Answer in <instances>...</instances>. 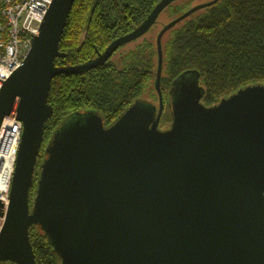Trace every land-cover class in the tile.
<instances>
[{
  "label": "water",
  "instance_id": "water-1",
  "mask_svg": "<svg viewBox=\"0 0 264 264\" xmlns=\"http://www.w3.org/2000/svg\"><path fill=\"white\" fill-rule=\"evenodd\" d=\"M177 1H160L96 59L61 68L55 60L64 57L59 47L75 0L51 1L26 58L0 80V127L15 112L23 125L0 264H37L32 227L61 264H264V85L206 107L197 76L184 74L168 94L172 124L159 129L162 38L212 3L194 7L158 34V107L136 101L109 127L93 111L76 113L48 142L36 174L53 116V79L103 66ZM187 76L192 82L185 83ZM3 205L0 200V217Z\"/></svg>",
  "mask_w": 264,
  "mask_h": 264
},
{
  "label": "trees",
  "instance_id": "trees-1",
  "mask_svg": "<svg viewBox=\"0 0 264 264\" xmlns=\"http://www.w3.org/2000/svg\"><path fill=\"white\" fill-rule=\"evenodd\" d=\"M160 1L75 0L59 47L64 57L56 59L55 65L74 67L96 59L113 41L137 29ZM196 1L175 2L163 14L172 22L196 7L192 6ZM214 1L202 3L212 4L181 20L163 36L159 85L163 95L169 94L174 80L191 72L204 91L201 102L206 107L246 87L264 85V0ZM157 67V45L144 39L123 52L116 65L109 61L87 72L59 74L49 92L53 116L45 125L44 142L78 112L93 111L109 127L142 100L152 84L157 93ZM171 124V112L165 107L159 129L166 130ZM164 125L168 127L163 129ZM41 154L43 159V149ZM41 163L39 160L37 167ZM29 233L37 264H61L39 228L32 227Z\"/></svg>",
  "mask_w": 264,
  "mask_h": 264
},
{
  "label": "built area",
  "instance_id": "built-area-1",
  "mask_svg": "<svg viewBox=\"0 0 264 264\" xmlns=\"http://www.w3.org/2000/svg\"><path fill=\"white\" fill-rule=\"evenodd\" d=\"M51 1L0 0V80L5 82L26 58L31 49L30 40L36 36ZM16 116L15 112L13 117H6L0 127V200L4 201L0 232L7 216L23 128Z\"/></svg>",
  "mask_w": 264,
  "mask_h": 264
},
{
  "label": "rangeland",
  "instance_id": "rangeland-1",
  "mask_svg": "<svg viewBox=\"0 0 264 264\" xmlns=\"http://www.w3.org/2000/svg\"><path fill=\"white\" fill-rule=\"evenodd\" d=\"M183 0H179L177 1L175 4L180 3ZM207 0H197L196 2H194L192 4V6H198L201 5L202 3L206 2ZM171 22V19L167 18V16H165V14H161L159 19L157 20L156 24L153 26V28L150 30L149 33H147L143 38L139 39L138 41L128 44L127 46L123 47L119 52H117L110 61H112L115 65L119 59V57L121 56V54L123 52H126L128 50L133 49L136 45L142 43V41L145 40H149L151 41V43H153L154 45H156V39L158 34L160 33V31L167 26L169 23ZM163 41H165V38L162 39ZM193 77L192 76H187L185 78V83H190L192 82ZM181 89V88H180ZM167 95V92H165V96ZM142 100L146 101V102H151L153 105H155L156 107H158V95L157 93L154 91V86L153 84L148 88L147 91H145V93L142 95L141 97ZM168 126L164 125L163 129L167 128ZM4 264H9V263H4Z\"/></svg>",
  "mask_w": 264,
  "mask_h": 264
},
{
  "label": "flooded vegetation",
  "instance_id": "flooded-vegetation-1",
  "mask_svg": "<svg viewBox=\"0 0 264 264\" xmlns=\"http://www.w3.org/2000/svg\"><path fill=\"white\" fill-rule=\"evenodd\" d=\"M113 57V56H112ZM112 59V58H111ZM110 59V60H111ZM109 60V61H110ZM108 61V62H109ZM162 98H163V109L165 108V107H167V108H169L170 109V107H169V104H168V95H163L162 94ZM151 103V102H150ZM158 105H159V99H158ZM169 129V128H168ZM168 129H166V130H168ZM162 131H165V130H162ZM48 142L49 141H47V142H44V144H43V150L45 149V147L47 146V144H48ZM41 158H42V156H41ZM40 158V160L42 161L43 159H41ZM37 170H38V167H37ZM37 174V173H36ZM37 178V177H36ZM34 192H35V187L32 189V191H31V194H32V196H31V200L33 199V197H34ZM31 204H32V201H31Z\"/></svg>",
  "mask_w": 264,
  "mask_h": 264
}]
</instances>
